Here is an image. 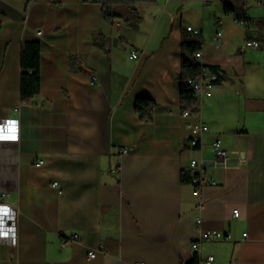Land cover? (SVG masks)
I'll return each instance as SVG.
<instances>
[{
    "label": "crops",
    "instance_id": "1",
    "mask_svg": "<svg viewBox=\"0 0 264 264\" xmlns=\"http://www.w3.org/2000/svg\"><path fill=\"white\" fill-rule=\"evenodd\" d=\"M226 1L138 2L134 24H110L99 0H0V121L21 125L19 142L0 145V189L19 210L18 247L0 238V264H190L195 255L198 264H264V7L247 0L246 25ZM188 26L219 79L184 117ZM97 32L111 38L110 53L95 45ZM251 38L262 47L246 48ZM30 40L41 42V89L27 104ZM140 96L157 102L151 121L135 110ZM200 121L209 131L195 147L187 124ZM192 159L202 163L200 190L182 181ZM204 230L231 237L194 250ZM90 249L102 251L89 258Z\"/></svg>",
    "mask_w": 264,
    "mask_h": 264
},
{
    "label": "trees",
    "instance_id": "2",
    "mask_svg": "<svg viewBox=\"0 0 264 264\" xmlns=\"http://www.w3.org/2000/svg\"><path fill=\"white\" fill-rule=\"evenodd\" d=\"M91 1V0H86ZM102 6L103 19L113 24L118 19H123L133 24L139 20L138 2H155L158 0H99ZM264 7V0H257ZM247 0H231L225 2V11L233 13L236 19L249 25L250 18L244 15ZM2 21H0V27ZM94 43L106 53L111 51V38L102 32L94 35ZM204 44V38L200 34H195L187 29L182 33L181 40V75H180V97L185 109H192L197 103L198 98L188 87V81L198 77L201 73V64L195 54L199 52ZM78 56H72V63ZM215 68V67H213ZM41 89V42L39 40L26 41L21 52V77L20 92L22 103H31L33 97ZM157 106V102L150 96H140L136 99L135 110L144 121L152 120V113ZM198 175V174H195ZM182 181L192 183L190 170H182ZM199 257L195 255L190 264H198Z\"/></svg>",
    "mask_w": 264,
    "mask_h": 264
},
{
    "label": "built area",
    "instance_id": "3",
    "mask_svg": "<svg viewBox=\"0 0 264 264\" xmlns=\"http://www.w3.org/2000/svg\"><path fill=\"white\" fill-rule=\"evenodd\" d=\"M242 22V21H240ZM244 23V22H242ZM188 31H191L195 34L200 35L201 32L199 29L194 28L193 26L187 27ZM40 34V31H38ZM223 35L222 31H218L216 34L217 38H221ZM244 46L246 48H261L262 43L254 38L247 39ZM140 51L137 49H132L130 51L131 59H138L140 57ZM197 60L201 64V73L198 77L194 79H190L188 81V87L192 90L195 96L200 99L203 95H205L209 89L213 86L214 83L219 79V75L217 71L213 70L211 67L205 65L202 62V53L197 52L195 54ZM98 76H92V84L98 83ZM15 111L18 112L19 108L16 107ZM191 109H186L183 111L184 117H189L191 113ZM187 127L190 129L192 133L191 145L199 146L201 143V137L209 131V126L204 122H189ZM21 138V125L20 120L17 117H11L0 121V145L4 142H19ZM215 154L218 158H224L227 156V150L223 146V141L221 139H216L212 143ZM126 149L123 150V152ZM42 160H39L38 163H42ZM190 174L192 175V184L196 187L197 190H200L201 186L204 183L203 174H202V163L197 159H192L189 166ZM198 174V175H195ZM54 184L57 185V182ZM7 192L0 189V238L4 239L8 242V244L12 247H18L19 244V210L15 209L9 203L5 202V197ZM233 218L240 217L239 208H235L232 212ZM202 223V219L199 218L197 220V224L200 226ZM248 233H244V237H247ZM231 236L230 234H225L220 230H204L201 232L199 239L193 243V249L198 250L201 246L202 242L205 241H218V240H227ZM73 241L80 242L81 238L78 234H75L71 239ZM102 251V249H90L88 252V257L93 258L96 256L98 252ZM214 260V256H209L207 261Z\"/></svg>",
    "mask_w": 264,
    "mask_h": 264
},
{
    "label": "rangeland",
    "instance_id": "4",
    "mask_svg": "<svg viewBox=\"0 0 264 264\" xmlns=\"http://www.w3.org/2000/svg\"><path fill=\"white\" fill-rule=\"evenodd\" d=\"M186 12H188L190 16L194 15V13L189 12L188 10Z\"/></svg>",
    "mask_w": 264,
    "mask_h": 264
}]
</instances>
